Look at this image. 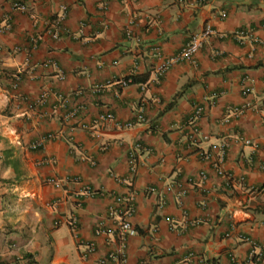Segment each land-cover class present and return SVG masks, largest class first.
I'll return each mask as SVG.
<instances>
[{
  "label": "crops",
  "instance_id": "1",
  "mask_svg": "<svg viewBox=\"0 0 264 264\" xmlns=\"http://www.w3.org/2000/svg\"><path fill=\"white\" fill-rule=\"evenodd\" d=\"M11 3L0 0V264H119L117 196L134 203L125 264H249L251 250L264 264V0ZM207 25L195 62L158 78ZM212 145L228 179L199 157Z\"/></svg>",
  "mask_w": 264,
  "mask_h": 264
},
{
  "label": "built area",
  "instance_id": "2",
  "mask_svg": "<svg viewBox=\"0 0 264 264\" xmlns=\"http://www.w3.org/2000/svg\"><path fill=\"white\" fill-rule=\"evenodd\" d=\"M26 1L27 0H12V7L14 9H17L19 11H25L26 10ZM66 17V8L63 6L61 9V12L58 14L57 19L55 22L51 23L52 28L50 29L51 36L56 39L58 38L59 34L57 32L58 28H60L61 23L65 20ZM264 26V24H263ZM5 29L10 28V24L6 23L4 26ZM244 29H239L236 31L237 36L244 35L245 34ZM213 33V30L210 25L205 26L201 31L194 33L190 36V38L187 40V42L181 47V49L173 54L170 57H166L163 59L158 65L154 68V74L159 78L162 76L166 71H168L173 65L181 62H195V55L200 50L204 40ZM55 65L54 62H47ZM118 83L121 86H127L132 83V79L130 76L123 77L118 80ZM249 92L248 89L244 91V93ZM243 108H234L231 110V113L233 115H239L242 114ZM201 113V108L197 107L195 110V116H198ZM77 115V112L75 109L65 112L63 115L64 120H70L74 119ZM138 118L140 120L143 119L142 115H138ZM113 119V115L111 113H106L104 115H100L96 118L94 121L95 123L103 122L106 120ZM132 123L126 124V126H131ZM57 135L55 133H48L45 135L40 141L34 142L31 146L33 149L39 148L44 140L47 139H53L56 138ZM207 136H204V139H206ZM245 144H250V140L245 139ZM220 146L212 145L211 149L208 151H200L199 157L204 160H209L212 163V168L220 176L225 177L228 179L225 170L223 169L221 162H222V150H218ZM222 148V147H221ZM220 153L218 157H215V153ZM128 164H129V170L130 174L133 175L137 171V162H136V156L134 153H131L128 158ZM200 179L206 178V173L204 171H201L199 173ZM48 182L53 183V180H48ZM181 192L184 193L183 190ZM162 205V201L160 203ZM134 211V203L133 199L131 197H123V196H117L114 199V203L110 205L109 207V213L113 217L116 218L117 221V229L116 233L118 234L117 242L115 246L109 251L108 258L112 261H116L119 264H125L127 261V255H126V243L128 237H131L136 234L135 228L132 226L131 222L129 221V217ZM166 220H169V218H166ZM102 232V229H98L97 233L100 234ZM242 241H245L249 243L253 249L255 247V243L252 239L249 237H241ZM95 246L94 244L90 243L87 246V252L83 254L84 257H87L89 254H92L95 252ZM261 253H257L254 250H251V252L248 255V262L249 264H257V261L260 259ZM6 264H16V263H6ZM100 264H106L105 260L100 261ZM138 264H146L144 262H139Z\"/></svg>",
  "mask_w": 264,
  "mask_h": 264
},
{
  "label": "trees",
  "instance_id": "3",
  "mask_svg": "<svg viewBox=\"0 0 264 264\" xmlns=\"http://www.w3.org/2000/svg\"><path fill=\"white\" fill-rule=\"evenodd\" d=\"M57 32H58V34H59V31L57 30ZM130 77H131V79H132V83H135V82H137V79H136V77H134V76H131L130 75ZM15 78H16V76H14V77H12V79H14L13 81H15ZM146 81V79L144 78L143 79V82H145Z\"/></svg>",
  "mask_w": 264,
  "mask_h": 264
}]
</instances>
